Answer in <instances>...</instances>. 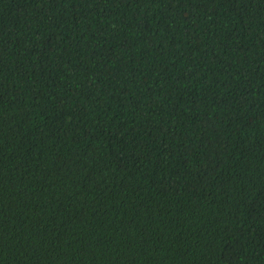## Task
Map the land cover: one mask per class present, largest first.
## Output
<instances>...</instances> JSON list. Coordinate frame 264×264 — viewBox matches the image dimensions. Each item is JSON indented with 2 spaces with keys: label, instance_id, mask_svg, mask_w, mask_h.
I'll return each instance as SVG.
<instances>
[{
  "label": "trees",
  "instance_id": "trees-1",
  "mask_svg": "<svg viewBox=\"0 0 264 264\" xmlns=\"http://www.w3.org/2000/svg\"><path fill=\"white\" fill-rule=\"evenodd\" d=\"M0 264H264V0H0Z\"/></svg>",
  "mask_w": 264,
  "mask_h": 264
}]
</instances>
